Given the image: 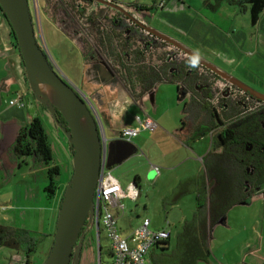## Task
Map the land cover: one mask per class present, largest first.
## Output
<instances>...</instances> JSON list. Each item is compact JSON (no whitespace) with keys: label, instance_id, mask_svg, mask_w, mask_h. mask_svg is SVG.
I'll list each match as a JSON object with an SVG mask.
<instances>
[{"label":"rangeland","instance_id":"rangeland-1","mask_svg":"<svg viewBox=\"0 0 264 264\" xmlns=\"http://www.w3.org/2000/svg\"><path fill=\"white\" fill-rule=\"evenodd\" d=\"M116 1L151 7L154 18L150 22L151 28L184 46H187L185 43H190L198 47L194 40L196 36L198 40L211 42L209 28L212 25L219 27L224 36H221L218 43L225 53L198 48L210 53L211 55H207L212 59L226 65L230 75L233 73L238 76L232 77L252 90L264 93V12L258 23L253 26L247 8L242 9L238 5L225 2L217 5V0ZM45 2L46 0L36 1V10L40 14L38 13V17L35 18L38 30L35 37L41 38L42 30L48 49L46 50L44 44L42 47L46 53L48 51L47 55L56 72L70 85L80 90L81 95L91 97V102L100 111H98L100 118L104 119L102 121L105 124L104 134L108 148L112 144L110 139L115 138L119 130L139 128V121L144 123L147 116L153 120L160 119L172 127L181 124L184 101L178 100L175 83L158 84L152 95L153 103L151 98L146 97L141 110L133 105L127 106L128 101L123 106L125 108H115L114 99L119 95L120 87L114 84L99 55H94L98 60L95 64L83 59L86 45L77 27L79 21L85 22V27L89 30L88 35H92V28L86 18L80 19L77 14L76 5L85 9L86 16L90 12L97 13L96 10L100 8L97 4L89 5L78 0L60 2L49 0L45 6ZM160 3L164 5L161 9ZM187 47L195 52L191 47ZM121 87L123 88L122 85ZM12 97L13 93H9L4 94L2 99L7 103ZM36 105L39 106L38 115L52 150L51 165L59 167V175L54 177L57 188L54 193L45 190L50 183L48 168L36 162L33 157H24L18 162V158L14 161L15 157L8 153L9 162L14 164L8 167L5 163L6 170L0 161V226L10 228L12 231L26 230L35 243L34 251L28 258L25 249L29 243H22L19 249L0 247V264H43L53 243L61 200L72 176V156L67 140L47 110L45 111L38 103ZM12 133L13 129L8 132V137L13 136ZM2 134L4 135V132L0 125V140L3 138ZM151 134L148 128H140L139 134L132 140L137 144L139 154L131 156L120 165L111 168L106 166L123 189L132 183L135 176L140 178L139 197L135 201L122 200V204L126 206L125 215L116 223L122 234L140 226L144 218L151 221V229L166 227L170 232L168 253L173 254L178 234L182 231L183 225L193 219L197 210L196 193H190V189L187 192L183 191L181 197L173 202L172 198L175 196L173 192L180 183L178 181L180 176L188 177L186 180L193 178L194 174L197 176L200 174V163L189 162L183 167H175V162L168 157L164 160L171 169L163 170L161 176H156L147 159ZM171 145L176 149V144ZM197 145L199 150H196L195 155L202 157L211 148V138L208 136L198 141ZM214 151L219 152L216 148ZM205 203L204 213H207L206 208L209 205L207 197ZM224 220L225 223L212 227L208 239L209 256L197 264H264V202L259 198H251L247 204H234L226 213ZM98 243L102 248L100 257ZM109 249L110 241L105 234L100 231L98 241L94 234L92 242H84V258L81 264H98L99 258L101 264H110ZM150 258L151 264H156L153 259L158 257L151 255Z\"/></svg>","mask_w":264,"mask_h":264},{"label":"flooded vegetation","instance_id":"flooded-vegetation-1","mask_svg":"<svg viewBox=\"0 0 264 264\" xmlns=\"http://www.w3.org/2000/svg\"><path fill=\"white\" fill-rule=\"evenodd\" d=\"M91 1L100 7L96 11L99 13V18L107 27L111 26L113 28V26H117L124 30L125 35L137 36L138 42L144 49L148 48L154 51L157 49L160 50L161 48L165 52L167 55L165 63H167L169 78L165 82L175 83L177 85L178 100L180 102L184 101L181 112L183 118L179 128L180 130H183V128L188 130L185 134L186 144L192 141L193 135L191 130L196 128L198 130L196 138L200 140H204L208 136L211 138V148L202 156L203 161L205 159L210 160L211 156L215 154H222L227 148L229 151L228 160L239 163L242 171V184L237 190L236 196L243 199L242 203L244 204L249 203L251 198H259L264 202V99L260 98L261 94L232 77V75H236L233 73L230 75V71L226 65L209 57L208 55L211 54L203 52L201 50L202 48L196 43L201 49L190 43H185L195 50V52L187 46L185 47L199 55L202 59L205 58L204 60L206 62L210 63L218 71L226 74L229 78L220 76L213 69L194 59L183 50L148 32L146 27H151L150 22L154 19L150 10L151 7L148 8L144 5L123 3L116 0H102V2L96 0ZM163 7L164 5L160 3L159 8L161 9ZM148 9L150 11H147ZM82 38L84 40L83 36ZM88 41L90 43L92 42V36L88 37ZM83 43L86 45V41H83ZM84 49L85 53L87 47L85 46ZM96 58L93 55L92 59H89L88 62H94L95 64L98 62ZM148 62H154V60H148ZM103 66L108 70L109 76L113 78L114 84L121 87L112 65L103 60ZM24 79L26 87H28L31 93L26 76ZM74 89L81 95L80 90ZM137 93H139V89H137ZM128 95L134 102L133 106L140 110L143 108L146 97L151 98V102L153 101V93H145L141 96L139 94L137 98H133L129 93ZM81 96L86 100L98 123L100 135L102 140L104 139L103 142L108 154L110 148H108V141L99 123L101 119L98 113L99 110L91 102V97ZM116 97L114 101H116ZM149 118L147 116L144 123L139 121V118H136V120L139 121V124H148L153 127L154 123ZM117 141L121 143L112 146L114 152L116 153L117 150H126L127 146L124 143L126 141L121 137ZM224 141L227 142L224 143ZM220 142L221 144H225L226 147H223V144L220 146ZM8 145L6 138L0 140V148ZM215 148L219 152L214 151ZM115 156L113 155V160L117 159ZM100 231L103 232V229L99 224L97 233L94 231V234L98 237ZM94 234H92L91 228L85 233L82 239L79 264H81V260L84 258V242H92L94 240ZM98 256L100 257V252H98ZM98 260V264H101L100 258Z\"/></svg>","mask_w":264,"mask_h":264},{"label":"trees","instance_id":"trees-1","mask_svg":"<svg viewBox=\"0 0 264 264\" xmlns=\"http://www.w3.org/2000/svg\"><path fill=\"white\" fill-rule=\"evenodd\" d=\"M56 1L60 2V0ZM28 2L36 34L38 30L34 18L38 17L39 12L37 11L34 16L32 0H28ZM48 2L49 0H46L45 6H47ZM78 2L89 5L93 3L91 0H78ZM217 2V5L225 2L230 5H238L242 9L247 8L250 22L253 26L258 23L261 14L264 12V0H217ZM76 6L80 19L86 18L88 24H91L90 28H92L93 32L92 35H88L85 22L81 23L79 21V24H77L78 32L84 37V41H86L87 50L84 53L85 59L88 61L92 59L93 55H99L104 61L111 64L116 72L118 81L133 98H137L139 94L140 96L145 93L152 94L158 84L169 80L168 67L167 63H165L167 55L161 48L154 51L148 48L144 49L138 42L137 36H127L124 30L117 26H113V28L111 26L107 27L99 18V13L90 12L84 16L85 9L78 4ZM64 10L66 9L64 8ZM150 10L148 9L147 11ZM0 16L10 27L1 9ZM41 16L40 25L42 22ZM10 34L12 45L18 50L15 35L11 27ZM91 36L92 42L90 43L88 37ZM36 39L43 50L42 44L46 46V50L48 49L43 39L42 30L41 38L36 37ZM44 52L46 53L45 50ZM148 60H154V62H148ZM137 89H139V93H137ZM43 109L46 111L44 107ZM58 120L60 122L63 121L61 117ZM226 142L224 141V143ZM222 144L220 142L219 145L221 146ZM222 146L224 147L225 144ZM10 153L15 157V161L16 158H18L19 162V159L24 157H33L36 162L45 165L48 168L47 175L50 179V183L45 190L54 193L57 188L54 177L59 175V167L51 165L53 162L52 150L39 118L32 119L25 127H22L18 131ZM228 155L229 151L226 148L222 154H215L211 156L210 160H204L208 186L204 191V195H198L196 198V214L191 221L183 225L173 254L168 253L170 240V233L168 231L167 239L153 248V250L157 249L159 251L158 258L153 259L156 264H197L198 261L208 258L210 253L208 239L210 238L212 227L223 221L232 205L241 204L243 201V199L236 196L243 179L240 164L229 161ZM137 183L138 178H135L134 184ZM206 197L208 198L209 205L206 208L207 213H204ZM22 243H29L28 248L25 249L26 257L28 258L30 253L34 251L35 246L33 240L28 236V231L22 229H14L12 231L10 228L0 226V247L6 246L19 249ZM97 250L101 253L102 248L99 243ZM173 255L175 256L172 257Z\"/></svg>","mask_w":264,"mask_h":264},{"label":"water","instance_id":"water-1","mask_svg":"<svg viewBox=\"0 0 264 264\" xmlns=\"http://www.w3.org/2000/svg\"><path fill=\"white\" fill-rule=\"evenodd\" d=\"M0 9L15 35L26 80L35 101L47 110L71 148L72 176L61 200L53 243L43 264H79L85 233L90 228L97 232L99 227L95 220L94 194L103 155L107 153L106 146L86 100L56 72L39 46L28 0H0ZM146 30L183 50L220 76L229 78L176 40L151 27H146ZM260 98L264 99V95L261 94ZM59 117L62 122L58 120ZM119 143L115 141L110 146L106 163L109 168L135 153L130 142H124L126 150L115 153L112 146ZM113 155H116V160H113ZM224 219L218 224H223Z\"/></svg>","mask_w":264,"mask_h":264},{"label":"crops","instance_id":"crops-1","mask_svg":"<svg viewBox=\"0 0 264 264\" xmlns=\"http://www.w3.org/2000/svg\"><path fill=\"white\" fill-rule=\"evenodd\" d=\"M181 27L185 28V26L183 25H181ZM209 29L211 32L210 35L212 37L211 42L209 40L206 41L204 39L198 40L199 38H197L196 36L194 37L195 43L199 45L202 49L205 48V49L210 50L211 52H216V53H219V52L225 53V51L221 47H219L220 45L218 43L221 36H224L222 32L219 30L220 28L215 25H212V27ZM186 35L189 36L187 32H186ZM24 78H25L24 69L21 66V59H20L18 50L14 48L12 45L10 27L4 21V19L0 16V125L4 132V135L2 134V136L3 138H6L8 140V144H9L8 146H4V148L3 147L0 148V161L1 163L3 162V166L5 170H6V165L9 167L14 164L13 162L12 163L9 162L10 158L7 155L8 153L10 154L12 144L14 143L16 139L18 131L22 127H25L32 119L39 118L38 110H37L38 109L37 107L39 106L36 105L37 103L36 101H35L36 103L34 102L35 99L34 97L32 98V95L29 92L28 87H26ZM9 93H13V97L10 98L7 103H5L2 97L4 96V94H9ZM118 94L119 95L118 97H116L117 98L116 101H114V105L116 109L125 108L123 106L126 105L127 101H128L127 106L133 105L134 102L130 98V96L128 95L125 89L120 87V93ZM11 101H14V103L10 104ZM19 104H22V106H19ZM106 105L108 106V104ZM107 106H106V109L108 108ZM27 109H29V111H27ZM102 119H100L99 123L104 131L105 124L103 123ZM149 119L151 120V122L154 123V125H153V129L150 130L152 134L150 136L151 141L149 142L147 159H148V162L150 163V168L153 170V173L156 174V176L157 175L161 176L163 170L169 171V169H171L170 166H167L164 160V159H167L168 157H171L173 162H175V167L176 166L183 167L187 165L189 162L200 163V168H199L200 174L198 176L194 174L192 175L193 178H189L186 180L185 178H188V177H185V176L184 177L180 176L178 178V181H180V183L178 187L175 189V191L173 192V196L174 195L175 196L172 198V201L173 202L177 201L183 194V190L187 192L189 191V189H190V193H193V192L196 193V198L198 197V195L203 196L204 191L208 186V179H207L206 171L204 168V161L202 160V157H198L197 155H195L197 152L196 150H199L198 149L199 146L197 145V143L198 141H200V139L196 138L198 130L196 128L191 130L193 139L192 141H190L189 144H186L185 134L187 133L188 130H186L185 128H183V130H180L179 125H177L176 127H172L168 124H165L164 122H161L160 119L158 120H153L152 118H149ZM108 122L111 123V121H108ZM12 129H13V133H12L13 136L8 137V132L11 131ZM120 133H121V130H119L115 134V138L110 139V141L115 142L119 140ZM132 140L130 141V143L135 149V153L132 155H129L126 159L130 158L131 156H137L139 154L138 153L139 149L137 147V144H135ZM172 143L177 145L176 149L172 148V145H171ZM158 155L160 156L158 157ZM126 159H124L122 162H124ZM135 178H138L137 184L139 186L140 178L135 176L132 183H130L128 187L130 185H133L135 187V189L138 191V196H137L138 198L140 195L139 194L140 192H139V188L137 184H134ZM114 179L118 182L116 178ZM127 188L123 189L122 187L123 194H122V198L120 199L121 204H122L123 199L131 200L128 198ZM131 201H135V200H131ZM125 211H126L125 205H123V209H120L119 206L117 205L112 207V212L114 216L116 217V220H118L121 216H124ZM144 219H148V218H144ZM151 225L152 223L150 221V227ZM135 228L136 227H134L133 230ZM161 229L168 231L166 227H162ZM132 231H128L123 234L121 232L120 233L122 234V236H126V235H129ZM180 233L178 234V236L180 235ZM158 254H159V251L157 249L151 250L148 256L150 264H151V258H150L151 255H153L154 257H157Z\"/></svg>","mask_w":264,"mask_h":264},{"label":"built area","instance_id":"built-area-1","mask_svg":"<svg viewBox=\"0 0 264 264\" xmlns=\"http://www.w3.org/2000/svg\"><path fill=\"white\" fill-rule=\"evenodd\" d=\"M36 1L32 0L34 16L37 13ZM13 103L14 101L10 102V104ZM19 106H22V104H19ZM140 128L153 129L151 125L140 124L139 128L122 129L120 137L126 142H130L139 134ZM102 161L94 194V213L96 223L101 225L103 233L110 241V264H150L149 253L156 245L167 239L168 232L150 229V221L144 219L141 221V225L135 228L128 236H122L116 223V217L112 212V207L117 205L120 209H123V205L120 203L123 190L121 185L112 177L110 170L106 168L107 153L105 152ZM127 195L129 199L135 200L138 196V191L133 185H130L127 188Z\"/></svg>","mask_w":264,"mask_h":264},{"label":"clouds","instance_id":"clouds-1","mask_svg":"<svg viewBox=\"0 0 264 264\" xmlns=\"http://www.w3.org/2000/svg\"><path fill=\"white\" fill-rule=\"evenodd\" d=\"M99 225V224H98ZM94 229V228H93ZM95 231V230H94ZM97 233V232H96Z\"/></svg>","mask_w":264,"mask_h":264}]
</instances>
